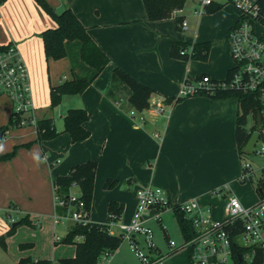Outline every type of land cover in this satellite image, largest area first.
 <instances>
[{"label":"crops","instance_id":"crops-1","mask_svg":"<svg viewBox=\"0 0 264 264\" xmlns=\"http://www.w3.org/2000/svg\"><path fill=\"white\" fill-rule=\"evenodd\" d=\"M44 1L56 12L70 9L108 57V63L83 93L64 95L52 108L50 87L72 79L68 59L47 60L44 56L41 34L55 28V22L36 0H0V46L13 44L18 49L28 70L33 104L29 116L32 123L15 130L9 128L0 141L5 142L0 145V155L15 145L33 141L38 120L53 119L56 130L61 131L64 115L73 108L86 110L88 120L83 126L90 133L80 143H72L68 134L60 133L28 149L20 148L12 159L0 161V237L24 216L28 226L36 229V233L23 238L17 236L21 229L17 225L16 232L5 239V247L0 244V264H17L23 258L57 264L60 258L74 256V245L58 246L74 224L53 222L55 180L87 161L97 164L90 222L108 223V204L114 201L124 205L119 221L129 223L136 192L149 185L164 190L173 205L196 198L214 208L218 217L220 206L216 204L220 199L212 192L238 180L244 164L239 161L248 154L240 153L235 141L238 99L234 102V97L213 99L203 94L179 101L174 98L186 79L204 75L222 81L228 76L231 65L226 38L237 19L234 8L224 5L215 13L197 14L196 0H184L182 9L173 11L170 17L149 21L142 0ZM182 21L187 24L184 30L180 27ZM175 40L210 43L207 60L173 59L170 53ZM115 69L152 91L147 108L140 112L131 108L123 90L115 91L114 98L108 97ZM157 108L162 111L157 112ZM10 115V102L0 98V127L8 123ZM107 179L116 180V186L104 189ZM254 187L256 191L257 185ZM121 188L130 191V198L123 196L126 192H118ZM70 191L79 194L78 187ZM240 202L245 206L254 204ZM64 223L68 224L65 232L58 234L56 225ZM159 226L169 239L164 225ZM46 228L53 243L52 259L36 255L35 248H19L27 243L33 248L40 232L44 238L47 236ZM155 246L161 255L169 256V252L163 254ZM187 258L191 264L189 254ZM168 261L167 257L163 262Z\"/></svg>","mask_w":264,"mask_h":264},{"label":"built area","instance_id":"built-area-1","mask_svg":"<svg viewBox=\"0 0 264 264\" xmlns=\"http://www.w3.org/2000/svg\"><path fill=\"white\" fill-rule=\"evenodd\" d=\"M196 4L197 14L205 13L213 4L230 5L237 12L236 22L226 38L233 66L222 81L212 80L208 76L198 80H185L175 101L200 94L212 96L218 92H233L250 97L259 109L256 115H249L253 122L249 130L254 127L251 134L255 131L258 133L252 153L264 157V131H261L264 130V0H196ZM186 25V21H182L181 29L184 30ZM190 49L191 46L187 48L188 51ZM0 98H6L10 102L11 113L21 115V126L32 123V118L29 117L33 110L29 74L13 44L0 50ZM156 111L161 112L162 109L157 108ZM257 115H260L258 128L255 119ZM259 141L260 149L255 150ZM263 171L264 168L255 169L245 162L238 180L251 183L256 181L254 184L257 185ZM72 187L77 185L73 184ZM229 191L228 186L213 190L212 195L222 199L218 208L219 216L215 217L216 210L210 205H202L196 198L173 205L168 201L164 190L149 185L136 192V206L129 223L112 222L108 224L111 226L108 230L119 234L121 240L128 243L141 264H161L168 255L158 252L148 222L152 220L162 225V214L166 211L173 213V206H177L190 225L193 237L184 240L180 247H172L171 253L184 249L189 254L191 264L251 263L257 249L264 251V197L245 206ZM78 197L79 194L71 191L65 201L54 196V206L67 207L65 214H54V224L70 221L84 225L90 222L89 213ZM113 226L119 232H114ZM235 243L247 250L236 253L233 249ZM112 254L103 252L97 264H109ZM238 255L241 260H238Z\"/></svg>","mask_w":264,"mask_h":264},{"label":"trees","instance_id":"trees-1","mask_svg":"<svg viewBox=\"0 0 264 264\" xmlns=\"http://www.w3.org/2000/svg\"><path fill=\"white\" fill-rule=\"evenodd\" d=\"M42 10L55 22V28H49L42 32L43 50L45 58L52 60L68 59L70 63L71 80H66L60 85L50 87L49 98L50 106L56 107L64 95H79L97 78L103 68L108 63V57L102 52L88 35L85 27L81 24L74 13L66 8L61 12H56L44 0H36ZM144 9L149 21L161 20L170 17L175 10L182 9L184 0H142ZM222 6L213 4L209 6L206 13H215ZM191 46L188 51L187 48ZM211 44L194 43L189 44L175 40L172 45L170 56L173 59L183 61H200L205 62L208 58ZM6 46H0V50ZM204 75L194 78L198 80ZM190 80V79H186ZM123 90L128 95L127 102L131 108L140 112L148 107V101L152 91L134 79L126 72L115 69L111 76V85L107 92L108 97L114 98V92ZM204 95V94H203ZM213 99L237 98L239 104V113L236 119L235 141L240 153L251 136L248 128V118L251 113L255 114L259 111L257 104L245 95L233 92H218L210 96ZM175 99V98H174ZM184 99V98H183ZM181 99H177L179 101ZM256 119V117H255ZM20 114L11 113L8 123L0 127V132H6L9 128L15 129L22 127ZM88 120V114L83 108L69 109L63 117V129L56 130L53 119H41L35 122L36 137L33 141L15 145L10 152L0 155V161L12 159L20 148H30L33 144L42 141L51 140L60 133H66L70 136L72 143H80L85 141L90 133L84 128V123ZM97 164L95 161H87L73 166L67 175L59 176L55 180L54 196L61 200H67L68 194L73 184L77 185L79 191L78 200L83 202L84 208L90 210L94 177ZM117 181L107 179L104 183V189H112L116 186ZM256 191L259 198L264 197V171L257 182ZM124 205L114 201L108 204L109 222L117 223L123 213ZM67 212V207L55 206V213L63 215ZM173 215L176 219L178 227L182 233L184 240L193 237L190 225L184 219L182 212L177 206H173ZM18 226L23 224L30 225L26 216L18 221ZM108 223L99 224L88 222L86 224H74L59 241L64 245H74L75 253L73 257L60 258L57 264H97L103 252L114 253L122 243L119 234L110 233ZM17 226V227H18ZM17 227H11L0 237V244L5 247V239L12 235ZM31 247V244H21L20 249ZM234 251L240 253L245 250L234 244ZM247 250V249H246ZM245 250V251H246ZM235 261L237 258L235 256ZM52 264L50 260H37L36 262L29 258H23L17 264ZM241 264H264V251L257 249L254 259L251 263Z\"/></svg>","mask_w":264,"mask_h":264},{"label":"rangeland","instance_id":"rangeland-1","mask_svg":"<svg viewBox=\"0 0 264 264\" xmlns=\"http://www.w3.org/2000/svg\"><path fill=\"white\" fill-rule=\"evenodd\" d=\"M187 3L191 2L192 0H186ZM227 9H230L229 7H225ZM222 46L225 48L224 43L222 44ZM229 52V50H228ZM228 60L230 61V68L233 66V62L229 56L228 53ZM196 97L198 95H195ZM234 102H237L236 98L231 99ZM239 110V109H238ZM253 122L251 120V118H248V128H250L252 126ZM28 126V125H26ZM16 129V128H15ZM14 129V130H15ZM261 130V129H260ZM262 132L264 130H261ZM8 138V135L6 136ZM8 141V139H7ZM3 144H5V142H0V145L2 146ZM260 149V141L257 143L255 150H259ZM249 163L253 168L257 169L258 167L260 168H264V157L259 156L255 153H248L244 156V158L239 161V164H243V163ZM257 175H259V173H257ZM254 183H256V181H253V183L251 182H241L239 180H236L235 183L232 184H228L229 189H231V192L236 195L242 202H249V203H256L259 200L258 194L255 191V187H254ZM124 189H119V193H125L123 194V196L125 197H129L128 194H130L128 190H124ZM231 193V194H232ZM222 203V199H220V201L216 204L218 206H220V204ZM218 211V209H217ZM217 215V214H215ZM169 217V219H168ZM120 220V218L118 219ZM162 224L164 225V227L166 228V233L169 235V239L165 238V233L162 231L161 227L156 223V222H151L149 223L150 227L152 228V232H153V240L155 242V244H157L160 248L161 251L163 252V254H167L168 252L170 253L168 257L169 261L166 262V264H188V252L185 251L184 249H179L176 252H172L171 253V248L172 247H180L182 245L183 242V238L182 235L180 233V230L178 228V225L176 223V219L171 215L170 211H166L162 214ZM121 221H118L117 224H119ZM66 223H71V222H66ZM112 223L109 222L108 224ZM115 224V225H117ZM68 224H61V225H56V232L59 234L62 232H65V229L67 228ZM109 227H111L110 225H108ZM21 228L18 230L17 236L20 237H29V235L31 233H36V229H33L31 227H29L28 225H21ZM17 228V229H18ZM39 229H37L38 231ZM45 230H47V236L44 238L42 236V232L39 233V239H37V242L35 243V246L30 249H34V252L36 253V255H39L42 258H49L52 259L53 258V243L49 242V233L50 230L49 228H46ZM112 230L114 232H119V230H117L116 226L112 227ZM16 232V231H15ZM14 232V233H15ZM58 246H63V244H58ZM167 251V252H166ZM56 257V256H55ZM54 257V258H55ZM57 262V260H56ZM165 262H162L161 264H164ZM110 264H141L140 260L132 253V251L129 248V245L126 241H122V243L120 244V246L116 249V251L112 254L111 256V263Z\"/></svg>","mask_w":264,"mask_h":264},{"label":"water","instance_id":"water-1","mask_svg":"<svg viewBox=\"0 0 264 264\" xmlns=\"http://www.w3.org/2000/svg\"><path fill=\"white\" fill-rule=\"evenodd\" d=\"M256 120H257L256 128H258L259 125H260V115L256 116ZM3 134H4V132H0V141L3 138ZM257 138H258V133H257V131H255V132H253L251 134L249 140L247 141V143H246V145H245V147L243 149V153H246V152L247 153H252L253 152V147H254V145L256 143ZM18 224L19 223L16 222V223L12 224V227L17 226ZM238 260H241V257L239 255H238Z\"/></svg>","mask_w":264,"mask_h":264}]
</instances>
